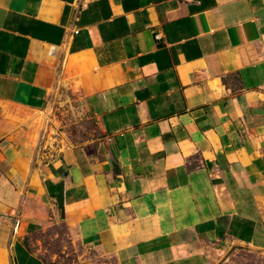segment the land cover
I'll return each instance as SVG.
<instances>
[{
  "label": "crops",
  "instance_id": "obj_1",
  "mask_svg": "<svg viewBox=\"0 0 264 264\" xmlns=\"http://www.w3.org/2000/svg\"><path fill=\"white\" fill-rule=\"evenodd\" d=\"M62 85L98 135L45 153L3 113ZM51 221L98 264L264 249V0H0V264Z\"/></svg>",
  "mask_w": 264,
  "mask_h": 264
},
{
  "label": "rangeland",
  "instance_id": "obj_2",
  "mask_svg": "<svg viewBox=\"0 0 264 264\" xmlns=\"http://www.w3.org/2000/svg\"><path fill=\"white\" fill-rule=\"evenodd\" d=\"M68 86H61L53 93L49 107L51 121L44 125L41 138L36 145L50 153L68 143L98 135V124L82 111V101ZM26 244L39 254L46 264H98L91 259L72 232L64 225L51 221L26 236ZM215 264H264V249L247 244H238L224 252Z\"/></svg>",
  "mask_w": 264,
  "mask_h": 264
},
{
  "label": "built area",
  "instance_id": "obj_3",
  "mask_svg": "<svg viewBox=\"0 0 264 264\" xmlns=\"http://www.w3.org/2000/svg\"><path fill=\"white\" fill-rule=\"evenodd\" d=\"M161 37L160 33H156V39L160 40ZM48 109V106L43 109H36L22 104H15L10 107L9 112L3 113V118L20 123L25 143L36 146L43 133L44 125L49 124L51 121Z\"/></svg>",
  "mask_w": 264,
  "mask_h": 264
}]
</instances>
